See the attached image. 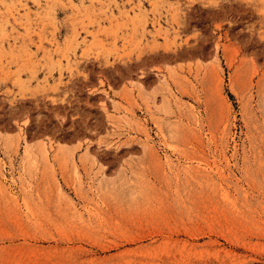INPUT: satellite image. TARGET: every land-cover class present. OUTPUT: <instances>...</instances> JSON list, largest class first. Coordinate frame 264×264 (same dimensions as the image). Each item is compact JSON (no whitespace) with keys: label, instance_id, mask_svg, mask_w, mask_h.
<instances>
[{"label":"rangeland","instance_id":"obj_1","mask_svg":"<svg viewBox=\"0 0 264 264\" xmlns=\"http://www.w3.org/2000/svg\"><path fill=\"white\" fill-rule=\"evenodd\" d=\"M0 264H264V0H0Z\"/></svg>","mask_w":264,"mask_h":264}]
</instances>
